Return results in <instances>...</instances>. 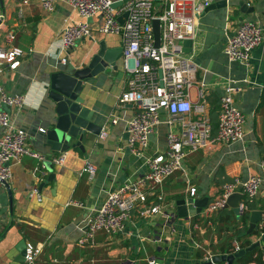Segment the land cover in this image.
Returning a JSON list of instances; mask_svg holds the SVG:
<instances>
[{
	"label": "crops",
	"instance_id": "1",
	"mask_svg": "<svg viewBox=\"0 0 264 264\" xmlns=\"http://www.w3.org/2000/svg\"><path fill=\"white\" fill-rule=\"evenodd\" d=\"M24 1L0 0V48H9L5 38L12 33V46L23 51L17 69L0 73V87L9 95L23 97V105L8 107V114L13 127L26 133L28 147L46 157V174L35 172L38 163L29 157L10 163L11 178L7 182L11 201L0 183V264H26L18 258L20 241L41 247L34 264H198L194 252L216 240L208 233L212 226L193 223V217L177 218L175 201L191 197V188L195 189L193 198L209 201L223 183L245 181L250 176L261 180L253 200L262 212L258 225H264V0H212L211 4L223 5L204 10L196 22L194 37L181 43L183 54L197 67L195 86L201 82L204 85L212 124L218 123L219 99L225 89H234L233 104L245 117L242 138L189 154L182 169L161 185V200L149 199L150 206H159V213L147 217L138 206L123 233L99 232L93 245L84 247L77 245L84 220L100 209L108 192L146 173L144 157L132 154L127 147L125 122L135 107L127 104L116 108L127 71L121 54L117 71L107 70L84 84L81 98L90 111V121L107 135L99 139L85 133L83 140L65 153L51 154L43 137L52 106L47 83L50 73L86 59L98 50L100 42L107 48H122V39L100 33L104 20L95 15L86 20L91 29L89 37L73 48L62 49L59 39L64 27L84 19L63 0L56 1L51 13L44 12L38 0ZM241 5L244 13L240 12ZM243 20L258 25L263 35L247 65L233 62L224 54L226 37ZM191 99L196 102V88L191 90ZM113 116L118 118L114 124ZM167 132L166 124L161 123L150 136L145 155L165 149ZM62 155V165L52 163ZM86 163L96 168L92 179L82 172ZM50 173L54 174L53 181L47 180ZM35 188L40 200L32 192ZM251 240L262 246L264 233Z\"/></svg>",
	"mask_w": 264,
	"mask_h": 264
},
{
	"label": "built area",
	"instance_id": "2",
	"mask_svg": "<svg viewBox=\"0 0 264 264\" xmlns=\"http://www.w3.org/2000/svg\"><path fill=\"white\" fill-rule=\"evenodd\" d=\"M46 13L55 9L57 0H38ZM84 19V22L64 27L60 35L62 49L73 48L77 42L89 37L90 26L86 20L95 15L103 17L99 29L102 34L119 35L122 39L123 65L127 71L124 89L120 94L116 108L130 104L135 107L132 116L125 122L127 147L130 152L144 157L146 173L141 178L124 182L107 193L97 211L84 220L79 247L91 246L97 233L118 235L124 232L125 225L136 207L141 206L144 215L159 213V206H150L149 199L161 200L158 190L161 185L176 172L180 171L189 154L204 151L215 144H230L240 140L244 133L245 117L235 108L231 94L234 89L228 86L219 99L217 130L213 133L212 122L205 100L204 85L196 87L197 67L190 57L182 52L181 43L192 39L195 25L202 12L212 0H63ZM119 6L113 8L112 5ZM27 3V0L24 1ZM126 14V17H123ZM122 17V22L118 18ZM159 21L160 44L154 46L152 21ZM14 34L6 36L7 49L0 48V73L5 69L15 70L20 65L23 51L12 46ZM263 41L260 27L253 22L243 20L226 37L224 54L240 64L247 65L251 52ZM196 88V102H192L191 90ZM24 99L18 95L7 94L0 87V104L7 107H20ZM163 117L165 119L163 120ZM113 116L111 123H116ZM166 124L168 132L165 149L145 155L150 136L161 124ZM107 132L101 130L98 137L104 139ZM24 157L35 159L38 163L35 172L45 176L44 155L28 147L26 133L13 127L8 113L0 109V179L11 178L10 163L19 162ZM64 156L52 159V163L62 165ZM82 172L92 179L96 168L86 163ZM260 178L250 176L247 180L234 179L223 183L218 192L202 210V217L207 225L210 219L223 209L227 198L234 193H241L254 199L259 190ZM33 194L39 199L38 190ZM195 189L189 190L193 197ZM81 207V204L70 203ZM240 209L245 211L243 204ZM234 252L239 251L236 242ZM41 252V247L25 245L24 261L34 264ZM211 255L205 262L211 260ZM148 264H158L151 261ZM226 264V263H224Z\"/></svg>",
	"mask_w": 264,
	"mask_h": 264
},
{
	"label": "water",
	"instance_id": "3",
	"mask_svg": "<svg viewBox=\"0 0 264 264\" xmlns=\"http://www.w3.org/2000/svg\"><path fill=\"white\" fill-rule=\"evenodd\" d=\"M120 4L112 5L113 8ZM223 5L222 3L210 4L205 10L212 9ZM240 12L244 13L243 5H241ZM249 12V11H248ZM127 15L124 14L123 17ZM122 22V17L117 19ZM152 33L154 38V46L158 47L160 44V30L159 21L154 19L152 21ZM122 54V48H107L104 42H100L98 50L91 54L86 59L83 58L76 65L69 64L55 72L50 73L47 83V97L51 103V110L47 119L48 127L44 133L46 145L49 147L51 154L65 153L73 148V144L81 142L84 134L89 133L93 136H98L101 127L95 125L90 121L91 114L87 107L83 104L81 98L84 84L92 82L98 75L105 74L107 70L117 71V61ZM1 109L6 113L9 108L3 104ZM75 148V147H74ZM81 150V146L77 147ZM48 181L54 180V174L48 175ZM0 183L6 188L9 199L11 201L12 195L8 182L0 179ZM241 193H234L230 195L223 209L231 210L235 217L240 218L243 211L240 209L243 200ZM208 202L207 198L195 199L193 197L181 198L175 201L176 217L185 219L199 215ZM262 222V212L258 210L249 213L247 233L254 231L256 226ZM25 242L20 241L17 246L19 252L18 258L24 260L25 256ZM260 247V242H254L245 250H239L233 255L219 256L214 255L211 260L204 264H232L235 259L243 257L247 252Z\"/></svg>",
	"mask_w": 264,
	"mask_h": 264
},
{
	"label": "trees",
	"instance_id": "4",
	"mask_svg": "<svg viewBox=\"0 0 264 264\" xmlns=\"http://www.w3.org/2000/svg\"><path fill=\"white\" fill-rule=\"evenodd\" d=\"M212 128L213 133L216 132L217 121L213 122ZM175 198H177V196ZM243 205L246 210L243 211L239 219L235 217L231 210H222L210 219L212 230H207L208 233H212L213 236L216 237V240H211L210 244L203 249L201 247L194 252L193 258L199 262L198 264H204L205 258L209 255H233L234 242L237 243L239 250H245L253 244L251 240L252 237H259L261 233H264V225L261 228L257 225L254 231L247 233L249 213L257 210L258 206L253 199L251 200L246 196L243 197ZM192 220L193 223L202 222V226L206 227L207 220L202 216L196 215ZM193 235H195V233H193ZM232 264H264V243L262 246L247 252L243 257L235 259Z\"/></svg>",
	"mask_w": 264,
	"mask_h": 264
}]
</instances>
